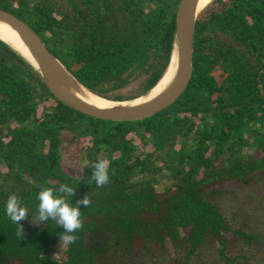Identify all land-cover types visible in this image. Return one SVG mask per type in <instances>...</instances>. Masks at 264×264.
<instances>
[{
    "label": "trees",
    "instance_id": "1",
    "mask_svg": "<svg viewBox=\"0 0 264 264\" xmlns=\"http://www.w3.org/2000/svg\"><path fill=\"white\" fill-rule=\"evenodd\" d=\"M179 3L0 0V8L25 20L93 94L132 100L167 71ZM193 38L184 92L130 121L55 100L0 40V264H264L253 259L264 240L253 208L221 206L239 187L258 199L264 224V195L245 192L264 171V0H211ZM100 157L110 160L104 186L92 180ZM64 183L73 203L91 200L73 243L55 221L35 224L38 193ZM13 193L29 211L21 239L6 214Z\"/></svg>",
    "mask_w": 264,
    "mask_h": 264
},
{
    "label": "water",
    "instance_id": "2",
    "mask_svg": "<svg viewBox=\"0 0 264 264\" xmlns=\"http://www.w3.org/2000/svg\"><path fill=\"white\" fill-rule=\"evenodd\" d=\"M179 1L173 18V53L166 71H169L174 56L171 77L160 92L143 97L131 104L123 103L131 100L109 99L93 94L90 89L75 78L65 64L55 57L46 42L25 20L4 8H0V29L2 31L0 40L6 42L16 53L20 54L33 71L43 79L55 100L63 101L74 109L93 117L130 121L147 117L168 107L184 92L190 81L194 55V24L200 11L211 0L205 4H203L204 0ZM4 28L16 33L19 44L16 40L11 39L8 33H5ZM146 95L148 94L146 93Z\"/></svg>",
    "mask_w": 264,
    "mask_h": 264
},
{
    "label": "clouds",
    "instance_id": "3",
    "mask_svg": "<svg viewBox=\"0 0 264 264\" xmlns=\"http://www.w3.org/2000/svg\"><path fill=\"white\" fill-rule=\"evenodd\" d=\"M91 166L93 168L92 180L95 181L97 186H104L110 182V160L108 158L100 157ZM74 195L75 188L67 183L59 185L58 188L54 185L43 188L37 197L39 205L36 219H38L39 223L35 224L53 220L64 229L65 235L60 236V239L67 243L75 242L77 237L74 233L83 227L81 209L89 207L91 200L86 195L73 203L72 198ZM6 214L13 223L20 225L17 236L19 239L23 238V226L20 222L28 217L29 211L27 206L22 203L21 198L15 193L11 194L7 199Z\"/></svg>",
    "mask_w": 264,
    "mask_h": 264
},
{
    "label": "rangeland",
    "instance_id": "4",
    "mask_svg": "<svg viewBox=\"0 0 264 264\" xmlns=\"http://www.w3.org/2000/svg\"><path fill=\"white\" fill-rule=\"evenodd\" d=\"M260 48V47H259ZM258 49V48H257ZM258 57L260 58V61L262 63H264V57L262 56L263 50L262 49H258ZM231 184V183H229ZM231 186H236L234 183ZM239 187H237V196L236 194L231 198H227L226 200L223 201V203L221 204L222 209L224 210V212L226 214H230L231 211L233 209L236 208V206H240L239 204H244L245 206L250 204V207L253 208L251 211V217H255V221L256 219H258V230H262L264 232V224L260 222V219L262 217H260L259 211L261 210V207L258 208V206L256 205V203L258 202V199H250L248 197H246L245 193L240 190H238ZM253 192L256 195H264V171L258 172L256 174L255 179L252 181V183L247 187V190L245 192ZM238 197V198H237ZM256 205V206H255ZM254 206V207H253ZM264 240L263 242L254 249V256L253 259L257 260V259H264Z\"/></svg>",
    "mask_w": 264,
    "mask_h": 264
},
{
    "label": "bare ground",
    "instance_id": "5",
    "mask_svg": "<svg viewBox=\"0 0 264 264\" xmlns=\"http://www.w3.org/2000/svg\"><path fill=\"white\" fill-rule=\"evenodd\" d=\"M208 1L209 0H204L203 4H205ZM4 29H5V33L6 34L8 33L9 34L8 36H10L11 39L16 40V42L19 44V41H18L19 38L16 36V33L14 31H12V30H8L7 28H4ZM0 32L2 33L1 29H0ZM173 61H174V56H173L172 63H171V66L169 68V71L166 72L165 74H163V77L161 78V80L158 82V84L153 89H151L149 92H147L148 95H146V93H145V96L143 95L141 97H137V98L135 97L134 99L132 98L131 101H128V102L125 101L123 103L131 104L132 102L137 101V100H139V99H141L143 97H146V96L148 97V96H151V95H154V94L160 92L162 90L163 86H165L168 83L169 78L171 77L170 74H171V71H172ZM101 101H103V100H101Z\"/></svg>",
    "mask_w": 264,
    "mask_h": 264
}]
</instances>
